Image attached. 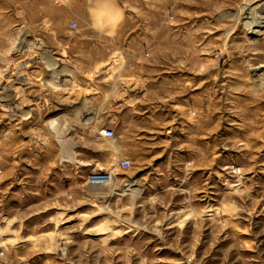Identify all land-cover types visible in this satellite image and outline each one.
I'll return each instance as SVG.
<instances>
[{
    "label": "rangeland",
    "instance_id": "obj_1",
    "mask_svg": "<svg viewBox=\"0 0 264 264\" xmlns=\"http://www.w3.org/2000/svg\"><path fill=\"white\" fill-rule=\"evenodd\" d=\"M259 5L0 0V264H264ZM133 56L162 59L165 90L141 144Z\"/></svg>",
    "mask_w": 264,
    "mask_h": 264
},
{
    "label": "crops",
    "instance_id": "obj_2",
    "mask_svg": "<svg viewBox=\"0 0 264 264\" xmlns=\"http://www.w3.org/2000/svg\"><path fill=\"white\" fill-rule=\"evenodd\" d=\"M154 27L150 26H136L133 29L131 27L126 26H119L118 32H124V33H133V32H146L148 29H153ZM155 32L157 33V27L154 28ZM87 33L90 32V30L86 31ZM126 38V37H125ZM132 41L136 40L134 37L130 38ZM162 59L156 58V57H148V58H140V57H127L125 58L126 64H130L132 66H136V68H133L130 74L131 81L134 82V84L131 85V88L129 89V92H131L130 97L132 100H134L136 97H147L150 98L151 101L148 103L146 102L145 105L140 104H126L124 105L123 112L125 114L130 113L131 116L125 119V128H130V136L128 144H141L143 143V138L145 137L142 134L144 133V130L142 129L143 123L150 118L151 115L156 114L159 112V109L162 108L161 104V98L165 94V90L163 89V80H162V74L163 69L160 67L158 68V65H162L161 62ZM100 64L104 63V61L97 60L92 62ZM145 82V90H141V87L137 86V83L139 85V82ZM136 82V83H135ZM114 87H116L114 85ZM111 90H112V84L109 83V101H111ZM140 91V92H139ZM128 92V91H127ZM147 114V116H145ZM129 121V124H128ZM140 130V132L132 130ZM172 128H169L167 130V134L170 135L173 134ZM156 134V133H155ZM170 142L173 139L172 137H168ZM155 170V169H154ZM169 171V170H168ZM160 175H164L163 172H159ZM166 175L170 176L171 173H166ZM136 193V191H134Z\"/></svg>",
    "mask_w": 264,
    "mask_h": 264
},
{
    "label": "built area",
    "instance_id": "obj_3",
    "mask_svg": "<svg viewBox=\"0 0 264 264\" xmlns=\"http://www.w3.org/2000/svg\"><path fill=\"white\" fill-rule=\"evenodd\" d=\"M71 27L73 30H76L78 28L76 23L72 24ZM102 135H103V137H105L107 139H111L114 137V131L108 129V130H105L102 133ZM119 166L122 170L127 171L131 168L132 164H131V161H129V160H122L119 163ZM110 181H111V174H109L107 172H103V171L96 172V173L92 174V176L90 177V183L94 186H103Z\"/></svg>",
    "mask_w": 264,
    "mask_h": 264
},
{
    "label": "bare ground",
    "instance_id": "obj_4",
    "mask_svg": "<svg viewBox=\"0 0 264 264\" xmlns=\"http://www.w3.org/2000/svg\"><path fill=\"white\" fill-rule=\"evenodd\" d=\"M244 7V6H243ZM247 9H249V7H251L250 5H246L245 6ZM253 8V7H252ZM259 9H260V14H263V12H264V5L263 6H255L253 9H252V12H253V10H258L259 11ZM97 10V9H96ZM103 10V9H102ZM106 11H107V9H106ZM250 11V10H249ZM257 12V11H256ZM110 15V14H109ZM260 16V15H259ZM245 17V16H244ZM254 19V18H253ZM250 21V20H249ZM255 21V20H254ZM251 23H253V22H251ZM249 24V23H248ZM249 25H251V24H249ZM248 25V26H249ZM253 28H255V30L253 29V31H252V29H251V32L253 33V34H256V35H258V34H260V32H261V29L264 27V17L261 15L260 17H259V19H258V21H256L253 25ZM262 35V34H261ZM254 36V35H253ZM256 38V37H255ZM24 42V41H23ZM30 46V45H29ZM21 49V48H20ZM48 58V57H47ZM114 60V59H113ZM32 63V62H31ZM24 64H26V63H24ZM51 76H52V74H51ZM68 77V76H67ZM19 79V78H18ZM51 79V78H50ZM57 79V78H56ZM24 81V80H23ZM49 84V83H48ZM25 86V85H24ZM53 86V85H52ZM57 87H58V85H56ZM52 88H54V87H52ZM8 92H10V91H8ZM140 92V91H139ZM60 96L61 95H63L64 93H58ZM124 97V96H123ZM63 98V97H62ZM67 99V98H66ZM18 106V105H17ZM90 115V112L87 110L84 114H83V116L84 117H87V116H89ZM56 122H57V120L56 119H52L51 121H49V123H50V125L52 126V127H54L55 126V124H56ZM85 122V121H84ZM49 125V124H48ZM50 126V127H51ZM54 129H55V127H54ZM102 135V134H101ZM164 135V134H163ZM112 181H113V178H112V176H111V181L110 182H108V183H106L105 185H103V186H107V185H111L112 184ZM99 187H101V186H99ZM129 187H131V185H129Z\"/></svg>",
    "mask_w": 264,
    "mask_h": 264
}]
</instances>
